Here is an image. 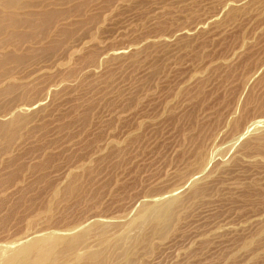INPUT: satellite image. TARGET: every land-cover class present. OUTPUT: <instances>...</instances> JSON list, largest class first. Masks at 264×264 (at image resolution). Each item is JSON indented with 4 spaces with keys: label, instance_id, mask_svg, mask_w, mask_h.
<instances>
[{
    "label": "rangeland",
    "instance_id": "1",
    "mask_svg": "<svg viewBox=\"0 0 264 264\" xmlns=\"http://www.w3.org/2000/svg\"><path fill=\"white\" fill-rule=\"evenodd\" d=\"M84 234L59 264H264V0H0V264Z\"/></svg>",
    "mask_w": 264,
    "mask_h": 264
},
{
    "label": "bare ground",
    "instance_id": "2",
    "mask_svg": "<svg viewBox=\"0 0 264 264\" xmlns=\"http://www.w3.org/2000/svg\"><path fill=\"white\" fill-rule=\"evenodd\" d=\"M169 215H170V208L168 206L164 209L154 210L150 216L143 215L141 219L148 220L150 218V220L161 223L164 222L169 217ZM84 237L85 234L81 236H76L69 241L63 240L62 238L40 239L31 245L19 249L15 254H13L11 257L6 259L4 261V264H59L60 260L62 259V257H64L65 253L75 249L77 244ZM125 241H126L125 236L117 239L119 245H123ZM63 246L65 247L62 248ZM91 257L97 258L99 256L97 254H92ZM80 260H81L80 255H76L74 257V263L77 264L79 263Z\"/></svg>",
    "mask_w": 264,
    "mask_h": 264
}]
</instances>
